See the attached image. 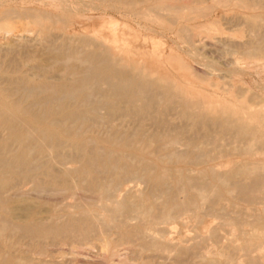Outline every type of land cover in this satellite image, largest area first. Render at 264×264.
Segmentation results:
<instances>
[{
  "label": "bare ground",
  "instance_id": "bare-ground-1",
  "mask_svg": "<svg viewBox=\"0 0 264 264\" xmlns=\"http://www.w3.org/2000/svg\"><path fill=\"white\" fill-rule=\"evenodd\" d=\"M12 1L0 0V34L1 31L10 33V31L20 28L22 31L35 30L36 35L47 36L50 34L49 25L54 20L65 22L68 17L65 15L68 12L67 9L75 8H73L72 4H77L80 7L85 4H82L83 0H70L72 3L70 6L69 2L65 4L64 0H52L51 5L53 8H62L64 10L62 14L57 15L38 13L28 7L17 9L10 5ZM35 1L37 2L38 0ZM40 1V3L45 2V0ZM89 1L91 3L97 1V4H108L119 9V11L122 9L126 14L134 15L145 22L158 25L159 28H157L160 29L162 35L174 34L177 38L176 40L185 44L186 48H188L187 52L193 54L194 50L192 51V48L196 44L195 39L197 38V41H199L201 39L199 35L205 29L202 31L198 30L196 24H190V21L196 19L195 17L199 16L203 11L208 10L210 7L212 8L213 4L221 5L220 3H225L228 0H208L209 4L205 6H200L199 3H202L200 0H195L198 5L182 4L177 0ZM236 3H239L243 9L252 10L256 9V7H260V9L262 7L263 10L264 8V0H236ZM85 6L87 5L85 4ZM218 6L216 7L218 8ZM236 6L238 7V5ZM210 13L212 14V11ZM261 14L259 11L258 14L245 13L240 19L245 24L246 30H244V34L247 35L246 41L240 43L237 40V42L234 41L236 45L238 44V52L241 58L264 60V19L261 17L263 14ZM201 16L203 18L204 15L202 14ZM121 17L124 16L121 15ZM230 17L228 18L232 19ZM111 19L108 21L104 19L105 23L103 25H105L102 28L100 27L98 31L93 30L94 33H91V35L82 36L78 42L79 46L76 47L77 50L75 47L67 45V43H65L66 45L61 43L58 48L53 45L54 49L50 46L52 48L50 49L49 45L53 44L51 43L52 38L51 42L48 43L50 52H44L43 58L39 55L41 58L38 59L35 66L36 71L39 74H43V78L39 81L37 80L38 82L33 81V79L19 71L22 57L35 60L34 54L24 50L17 51L15 47L16 51L9 52L4 58L1 57V59L3 58L2 61L0 59V246L2 247L0 250V264H28L25 258L9 255L7 252V249L19 242L18 240H12L17 237L28 238L33 246L41 247L42 242L47 239L49 241L70 238L86 240L88 236L97 234V238L100 240V248L105 249V251L109 250L111 244L106 239L107 236L104 237L106 228L109 232L110 228L116 231L118 240L126 241L127 244V240L130 242V240L133 241L135 238V240H138L137 246H139L138 249L141 251L148 250L150 255H155V258L160 256L164 257V260L166 258L170 260L171 258L175 264H235L236 261L233 260L235 254L243 256L247 264H257L264 255L263 205L261 207L263 209H261L263 211L262 215L252 214L253 209L251 208V217L247 214L238 215L236 214L237 212L232 210L233 213L235 212V217L231 218L229 215L230 219L227 217L228 220L226 218V221H224L223 218L222 222L219 219L220 224L231 228V230L233 229L237 235L234 236L235 233H232V236H229L231 231L228 228L229 234L227 231H224L225 234L223 232V236L228 234V237L224 236L226 239L218 236L220 234L214 236V239L218 236L224 241L222 242L219 238L215 239V243L219 244L217 250V247L214 250L212 247H208L207 243L206 247L214 251H209L211 254L205 253L208 251L206 249L205 254L202 255L204 249H201L203 246L201 244L202 246L198 250L201 251L199 255L201 254L202 256L200 255V257H198V253L192 255L191 248L196 245L199 246L200 241L205 240L206 234L205 236H200L198 232H195L194 235L190 236H188L189 234H186V236L181 235L183 239L179 237L181 239L171 240L166 236V233H171V227L170 225L164 226L163 223L168 222L176 212L178 213L179 210L184 208L188 209L191 207L196 211V203L198 201L200 204L207 202L214 208L219 205L234 207L236 202L239 203V200L234 202L237 197L242 201L244 200L243 202H247V204L257 199L263 201L264 100L256 103V99L253 100L252 96L251 98L247 97V100L240 98L233 95L234 90L230 86L224 88L228 93L227 98L218 101L208 100L202 95L189 90L188 86H184L179 81L166 75L154 73L142 64L136 65L134 63L136 57L142 58L146 55L153 62L154 60L163 59L159 49V38L156 37L158 40L154 38L157 40V42H154L152 38L149 39L143 35L142 43H145L147 39L150 40L152 49L150 52L140 51L137 46L132 47L129 45V36L131 34L129 36L126 35L125 29L128 25L122 27L123 29L119 31L117 21H113L114 18ZM137 22L139 23V21ZM237 23L239 22L237 21ZM121 24L123 25V23ZM209 28L204 33L205 35H207ZM210 31L212 30H209V33ZM213 33L215 34V32ZM3 34L5 36V33ZM58 35L60 36V33ZM134 35L133 37L137 36V34L136 36ZM73 36L75 35L73 34ZM138 37L136 38L138 39ZM237 39L241 40V38ZM242 39L244 38L242 37ZM131 40L133 39L131 38ZM57 42L59 43V41ZM228 42L227 45L230 43ZM234 42L231 45L229 44V47L233 46ZM17 47L19 46L17 45ZM38 49L40 50V48ZM181 49L183 50V48ZM234 49L236 51V47ZM3 51L5 52V50ZM190 53L188 54L191 56ZM171 58H173V55L170 53L165 58V61L168 62ZM57 64L60 66H57ZM179 66L182 70L186 69L182 62L179 63ZM55 69L60 74L59 78L56 77L58 80L49 81L46 79L49 71ZM229 72L228 75H230ZM100 109L104 110L103 113L100 112ZM147 122L151 123V127L153 126L150 131L145 129ZM101 123L107 125V131L104 134H100L101 132L99 133L96 128L94 129L95 125ZM123 123H130V126L123 128ZM175 146H178V149ZM180 146L182 149L179 148ZM222 156H237L238 159L230 160L226 168L219 169L215 165ZM67 157L75 162V166L67 167L64 165L57 167V163L62 161L60 164L63 165V159ZM170 161L175 163L169 164L168 162ZM136 178L149 184L150 187L148 185L145 186H148L151 192L148 190L149 192L147 194L144 193L146 195L142 196L140 195L142 194L140 192L141 189L140 193L138 190L130 193L125 190L126 195L124 196L125 193H123L121 199L115 196L114 198L111 197L118 189L116 187L117 184L120 185L125 182V179ZM123 179V182H119ZM27 180L34 181L35 186H33L38 190L53 187L66 192H73L82 188L90 191V193L92 192L98 196L99 200L100 197L104 199L100 206L97 205L99 203L96 204L101 207L102 213H95L91 206L80 201L83 204H79L80 202L77 204L76 202L74 207L72 204V208L75 209L76 207L78 214H73L71 213L72 211L69 212L68 210H73L70 207L66 212L64 211L66 216L60 221L49 216L50 220L38 218L35 207H29L22 218H16L13 216L11 204L21 199L13 201L10 192L18 188L21 181L26 183ZM130 181L133 182V180ZM127 189L129 188L127 187ZM130 189L129 191H131ZM136 189H138L137 184ZM179 195H182L180 200L178 199ZM261 200L258 201L261 203ZM256 202L254 203L256 204ZM219 207V212L224 211V209H221L222 207ZM185 209L184 215H186L185 212H190V210ZM200 209H203V211L199 210L202 213L207 211L205 210V204L204 206L200 205ZM248 210L250 212V209ZM254 210L257 212L258 209L254 208ZM218 211L216 210V213ZM220 214L217 213L218 217H220ZM232 214L231 216H233ZM48 215L50 214L48 213ZM62 215L64 216L63 211ZM180 215L177 216L179 217ZM244 215L250 217L248 220L250 229L247 225L249 231L243 227V223L246 224V218H248H245ZM178 217L177 219H181ZM193 217L197 221L196 223L199 221L202 223L201 219L196 217V215ZM129 218H132V220L135 218L137 223L130 224ZM189 218L190 215L186 220L182 218V222L186 221L187 223ZM192 218L190 219L192 220ZM157 222H160V224L163 222L162 225L164 226L161 227L162 225H159L160 228L156 226L155 228L157 229L158 227V231L155 229L152 232L153 227L149 228L150 231L146 228H144L146 230H143L140 227V225H145V227L146 225H158ZM188 224L190 225L188 230L195 226L194 221L192 223L188 222ZM185 227L187 226H184L183 229L186 232L187 228L185 229ZM157 232L160 234H157ZM173 233L175 232L173 231ZM196 234L201 239L197 240L198 235L196 236ZM209 235L211 236L212 234L209 233L207 236L209 237ZM193 236L195 237L194 243H191L192 240L189 241V239H193ZM110 237L112 238V236ZM210 238L212 239V237ZM219 240L221 243H217ZM91 241L93 242L95 239ZM185 241H189L192 247L189 243L186 245L187 242L185 243ZM212 241L214 242L213 239ZM87 244H91V242ZM253 249L258 251L254 250L257 255L256 253L252 255ZM112 250L114 251L115 249L113 248ZM132 250L133 252L137 251V249ZM116 251L113 252L114 254L110 251L111 257H113L112 255L115 256ZM193 251L195 252V250ZM16 253L18 254V252ZM135 253L138 254V252ZM189 254L192 257L196 255L195 257L198 258L194 259L191 257L192 259L190 260L192 261H189ZM110 255L108 254L109 257ZM188 255L187 260L185 257ZM140 256L139 254L138 259H140ZM239 259L241 258L239 257ZM242 260L239 261L242 263Z\"/></svg>",
  "mask_w": 264,
  "mask_h": 264
},
{
  "label": "rangeland",
  "instance_id": "rangeland-1",
  "mask_svg": "<svg viewBox=\"0 0 264 264\" xmlns=\"http://www.w3.org/2000/svg\"><path fill=\"white\" fill-rule=\"evenodd\" d=\"M48 1H50V2H48ZM51 1L52 0H47V2H46V0H45V2L43 3H40L41 1L40 0H38L37 2L35 1V0H17V3H16V0H13L12 2H11V6H13V7H15V8H17V9H20V8H25V7H28V8H30V9H33V10H36L38 13H51V14H57V15H59V14H62L63 13V9L62 8H58V9H56V8H53V6L51 5ZM66 3L65 4H67L68 2V4L71 6V2H70V0H64ZM179 3H185V4H187V5H192V4H197L198 5V2H196L195 0H177ZM191 1V2H190ZM200 1H202V3H199L200 4V6H205V5H208L209 4V2H208V0H200ZM258 1V0H257ZM39 2V3H38ZM90 1L89 0H83L82 1V4L83 3H85L87 6H85V4H83V6L82 7H80V6H78L77 4H72V6H73V8L75 9V10H77L76 12H75V10L74 9H67L68 10V12L67 13H65V15H66V20H65V22L63 23V21L61 22V21H56V20H54L49 26H50V29H49V35H47V36H41V35H36L37 33H36V31L35 30H32V31H22V30H20V28H16L15 30H13V31H10V33L9 32H5V31H1V34H0V54H1V56H0V59H1V57H5V55L6 54H8L9 52H12V51H16L15 50V47H16V49H17V51H20V50H24V51H27V52H30V54H34L35 55V60L34 59H32V58H27V57H22V59L20 60L21 62H20V66H19V71H21L22 73H24L25 75H27L29 78H31V79H33V81H35V82H38L39 80H41L42 78H43V74H39V72H37L36 71V69H35V66H36V63L38 62V59L39 58H43V55L45 54V53H47V52H50L49 50L50 49H52L51 47H53V49H54V46H55V48H58V46H60V44L61 43H67V45H70V46H73V48L75 47V49H76V47H78L79 46V39L80 38H82V36H84V35H86V34H90L91 35V33H94V31H98L99 29H100V27L102 28L104 25H103V23H105L104 22V19H105V21H108V20H110L111 18L113 19V21H117L116 23L119 25V27H117V28H119L118 30L120 31V30H122L123 28L122 27H126L127 25V27H129V28H125L126 29V35H128L129 36V34H131V36H129L130 38H129V45L130 46H132V47H136L137 46V48H139V50L140 51H142V50H144L143 52H150L151 51V49H152V42L150 41V40H146V42L145 43H142V36L144 35L145 37H147V38H152L153 39V41L154 42H157V38H159V40H160V46H159V49H160V51H161V54H162V60H154V62L153 61H151L146 55H145V57L143 56L142 58H139V57H136L134 60V63L137 65V64H142V65H144L145 67H147V68H149V69H151L154 73H157V74H160V75H166L167 77H170L171 79H174V80H176V81H179L181 84H183L184 86H188L190 89L189 90H192V91H194V92H196V93H198V94H200V95H202L204 98H206V99H208V100H213V101H218V100H223V99H225V98H227L228 97V93L224 90V88H228L229 86L230 87H232L233 88V95H236V96H239L240 98H244V99H246L247 100V97L248 98H251V96H252V99L253 100H255L256 99V103L257 102H262V100H264V60H261V59H246V58H241L240 56H239V52H238V47H237V45H236V43L234 42V41H238L239 43L240 42H243V41H246V37H247V35H245L244 34V30H246V27H245V24L243 23V20H242V22L240 21V19H242L241 17L243 16V14H245V13H250V12H252V13H257L258 14V11H259V13L261 14L263 11H264V8H263V10H262V7H261V9H260V7H256V9L254 8V9H252V10H249V9H243L240 5H239V3H236V0H228L227 2H225V3H220L221 5H219V4H213L212 5V8L210 7L208 10H206V11H203V13H201V14H199V16H196L195 18L196 19H192L191 21H190V24L192 23V24H196V26H197V28H198V30H203V29H205V30H203L202 31V34L201 35H199V36H201L200 38V40L199 41H197V38L195 39V43L197 44V46H196V44L194 45V47L192 48V51H193V54H191L190 52H187V50H188V48H186V46H185V44H183V43H181V42H179V41H177L176 39V37H175V35L174 34H172V33H169V34H167L166 36L165 35H162L161 33H160V29H158L159 27H158V25H156V24H154V23H148V22H145L144 20H141V19H139L138 17H135L134 15H130V14H126L125 13V11L123 12V10L122 9H120V11H119V9H116V8H114V7H111L110 5H105L104 3L103 4H97V1H94L95 3H89ZM188 2H190V3H188ZM16 3V4H15ZM19 3V4H18ZM21 3V4H20ZM25 3H26V5H25ZM260 3V2H259ZM95 4V5H94ZM51 5V6H50ZM96 5H98V6H96ZM105 5V7H103ZM218 6V8L216 7V6ZM236 5H238V7L236 6ZM48 6H50V7H48ZM90 6V7H89ZM93 6H95V7H97V8H93ZM101 6V7H100ZM110 8H109V7ZM78 7H80V8H78ZM88 9H86V8ZM108 7V8H107ZM225 7V8H224ZM230 7V8H229ZM85 10H84V9ZM112 8V9H111ZM232 8V9H231ZM236 8H238V9H236ZM90 9V10H89ZM224 9V10H223ZM82 10V11H81ZM113 10V11H112ZM240 10V11H239ZM242 10V11H241ZM45 11V12H44ZM70 11H72V12H70ZM117 12V13H115V12ZM212 11V14L210 13ZM255 11V12H254ZM78 12H80L79 14H78ZM207 12H209V14H207ZM121 13V14H120ZM120 14V15H119ZM204 15L203 16V18H202V16L200 17V15ZM207 14V15H206ZM237 14H238V16H237ZM242 14V15H241ZM263 14V15H262ZM261 15V17L264 19V13H262ZM121 15L122 16H124V17H121ZM129 15V16H128ZM212 15V16H211ZM231 16V17H230ZM233 16V17H232ZM207 17V18H206ZM228 17H230V18H232V19H229ZM235 17V18H234ZM239 17V18H238ZM108 18V19H107ZM110 18V19H109ZM132 18V19H131ZM135 18V19H134ZM210 20H209V19ZM111 19V20H112ZM134 19V20H133ZM200 19H201V21H200ZM204 19V20H203ZM206 19V20H205ZM239 19V20H238ZM68 20H69V22H68ZM139 21V23L137 22V21ZM103 21V22H102ZM125 23H124V22ZM134 21V22H133ZM197 21H199V22H197ZM237 21L240 23H237ZM264 21V20H263ZM195 22V23H194ZM233 22V23H232ZM121 23H123V25L121 24ZM137 23H138V25H139V27H138V25H137ZM148 23V24H147ZM68 24V25H67ZM102 25V26H101ZM117 25V26H118ZM141 25V26H140ZM144 25V26H143ZM150 25H151V27H150ZM153 25V26H152ZM209 25V27H207ZM221 25V26H220ZM234 25V26H233ZM65 28H63V27ZM131 26V27H130ZM218 26H219V28H218ZM68 27V28H67ZM121 27V28H120ZM142 27V28H141ZM146 27V28H145ZM148 27L150 28L149 30H148ZM158 27V28H157ZM216 27V28H215ZM61 28V29H60ZM155 30H153V29ZM207 28H209V30H212L213 32H215V34L212 32V31H210V33H209V30L207 31L208 33H207V35H205L204 33H206V30H207ZM132 29H133V31H132ZM87 30V31H86ZM94 30V31H93ZM135 30V31H134ZM216 30V31H215ZM218 30H220V31H218ZM18 31V32H17ZM61 31H62V34H61ZM69 33H68V32ZM17 32V33H16ZM22 32V33H21ZM67 34H66V33ZM89 32V33H88ZM129 32V33H128ZM159 32V33H158ZM3 33H5V36H4V34ZM6 33H8V34H6ZM19 33V34H18ZM36 33V34H35ZM60 33V36L58 35V34ZM78 33V34H77ZM134 33H135V35H134ZM218 33V34H217ZM54 34V35H53ZM65 34V35H64ZM73 34L75 35V36H73ZM136 34H137V36H139L138 37V39L136 38L137 36H136ZM141 34V35H140ZM211 34V35H210ZM52 35V36H51ZM59 36V37H57V36ZM67 35H69V36H67ZM133 35L134 36H136V37H133ZM212 35H213V37H212ZM242 35H244V36H242ZM4 36V37H3ZM37 36V37H36ZM164 36V37H163ZM209 36H211V38H209ZM244 38V39H242V37ZM51 37V38H50ZM75 37V38H74ZM77 37V38H76ZM157 37V38H156ZM215 37V38H214ZM53 38V39H52ZM62 38V39H61ZM65 38V39H64ZM68 40H67V39ZM131 38L133 39V40H131ZM157 39V40H155V39ZM237 38H241V40L240 39H237ZM16 39V40H15ZM49 39V40H48ZM51 39H52V42H51ZM61 39V40H60ZM71 39H72V41H71ZM175 39V40H174ZM199 39V38H198ZM42 40V41H41ZM45 40V41H44ZM59 41V43L57 42V41ZM68 42H67V41ZM74 40V41H73ZM174 40V41H173ZM227 40V41H226ZM16 41V42H15ZM27 43H26V42ZM44 41V42H43ZM48 41V42H47ZM66 41V42H65ZM71 41V43H69ZM76 41V42H75ZM175 41H176V43H175ZM226 41V42H225ZM230 43H229V42ZM236 41V42H237ZM42 42V43H41ZM49 42H51V43H53L52 45H49L48 43ZM55 42V43H54ZM75 42V43H74ZM198 42V43H197ZM200 42V43H199ZM227 42L231 45L232 44V42H234L235 44L233 45V46H230L229 47V44L227 45ZM17 43V44H16ZM45 43V44H44ZM50 43V44H51ZM151 43V44H150ZM162 43V44H161ZM20 44V45H19ZM25 44H26V46H25ZM59 44V45H58ZM75 44V45H74ZM176 44H178L177 46H176ZM17 45L19 46V47H17ZM45 45H47L46 46V49H45ZM48 45H49V48H48ZM54 45V46H53ZM66 45V44H65ZM3 46V47H2ZM25 48H24V47ZM41 46V47H40ZM43 46V47H42ZM51 46V47H50ZM170 46V47H169ZM175 46V47H174ZM219 46V47H218ZM228 46V47H227ZM2 47V48H1ZM22 47V48H21ZM145 47V48H144ZM147 47V48H146ZM196 47H198V48H196ZM233 47V48H232ZM236 47V51H234L235 48ZM4 48H6V49H4ZM35 48V49H34ZM38 48H40V50H42L41 52H40V50L38 49ZM143 48V49H142ZM181 48H183V50L181 49ZM230 48H232V49H230ZM5 50V52L3 51V50ZM8 49V50H7ZM26 49V50H25ZM134 49V48H133ZM229 51H228V50ZM35 50H36V52H35ZM38 50V51H37ZM77 50V49H76ZM185 50H186V52H185ZM232 50V51H231ZM3 51V52H2ZM7 51V52H6ZM47 51V52H46ZM43 52V53H42ZM45 52V53H44ZM234 52V53H233ZM238 52V53H237ZM40 53V54H39ZM42 53V54H41ZM172 54L173 55V58H171L168 62L167 61H165V58L169 55V54ZM188 53H190L191 54V56L188 54ZM227 53V54H226ZM194 54H196V55H194ZM231 54V55H230ZM41 57H40V56ZM192 55H194V56H192ZM232 55H234V56H232ZM236 55V56H235ZM39 56V57H38ZM175 57V58H174ZM234 59H233V58ZM236 57H237V59H236ZM3 58L1 59V61L3 60ZM148 58V59H147ZM29 60V61H27V60ZM236 59V60H235ZM239 59V60H238ZM243 59V60H242ZM23 60H24V62H23ZM234 62H233V61ZM238 60V61H237ZM240 60H242V61H240ZM31 61V62H30ZM208 61V62H207ZM255 61V62H254ZM35 62V63H34ZM180 62H182L184 65H185V67H186V69L184 70H182V69H180V66H179V63ZM248 62V63H247ZM234 63H236V64H234ZM243 63H245L244 65H242ZM249 63H251V64H249ZM23 64V65H22ZM28 66H27V65ZM32 64H34V65H32ZM209 64V65H208ZM211 64H212V66H211ZM240 66H239V65ZM233 65V66H232ZM57 66H60L59 64H57ZM208 66H210V67H208ZM23 67V68H22ZM30 67H31V69H30ZM22 68V69H21ZM29 68V69H28ZM210 68V69H209ZM236 68V69H235ZM240 68V69H239ZM242 68V69H241ZM35 69V70H34ZM228 69V70H227ZM23 70V71H22ZM227 70V71H226ZM229 70H231V72H229ZM18 71V72H19ZM31 71V72H30ZM34 71V72H33ZM36 71V72H35ZM234 71V72H233ZM27 72V73H26ZM228 72L230 73V75H228ZM31 73V74H30ZM37 73V74H36ZM57 73V74H56ZM224 73V74H223ZM47 74V73H46ZM50 74V75H49ZM56 76H55V75ZM18 75V74H17ZM220 75V76H219ZM223 75H224V77H223ZM229 77H228V76ZM35 76V77H34ZM48 76V77H47ZM47 76H46V79H48L49 81L50 80H52V81H57L58 79L57 78H59V76H60V74H59V71L58 70H50L49 71V73L47 74ZM55 76V77H54ZM57 77V78H56ZM55 78V79H54ZM38 80V81H37ZM224 82V83H223ZM226 82H228V83H226ZM229 83H230V85H229ZM240 87H241V89H240ZM237 88V89H236ZM236 90V91H235ZM241 93H240V92ZM240 93V94H239ZM251 94V95H250ZM253 94V95H252ZM248 95H250V96H248ZM254 97H256V98H254ZM257 97H259V98H257ZM251 99V101L253 102V103H255L253 100ZM260 99V100H259ZM258 100V101H257ZM249 103H251L250 101H249ZM252 104V103H251ZM102 110V111H101ZM103 109H100V112H102L103 113ZM127 124V125H126ZM101 125V126H100ZM122 125H124L123 126V128H127V126L129 127L130 126V123H123ZM98 126V127H97ZM100 126V127H99ZM103 127V128H102ZM105 127V128H104ZM149 127V128H148ZM96 128V130L100 133V134H104V133H106V131H107V125H105L104 123H101V124H97V125H95V127H94V129ZM122 128V127H121ZM153 129V126L151 127V123H149V122H147V124H145V129L146 130H148V131H150V130H152ZM103 131H102V130ZM103 132V133H102ZM177 145V144H176ZM180 145V144H179ZM178 145V146H179ZM178 146H175L176 147V149H178L177 147ZM175 147H173L174 149H175ZM180 149H182V147L180 146L179 147ZM69 157H67V158H65V159H63V165L62 164H60V163H62V161L60 162V163H57V167H60V166H69V167H73V166H75V162L72 160V159H68ZM234 159H238V157L237 156H230V157H226V156H222V157H220V159L218 160V162H216V165H215V167H217V168H219V169H224V168H226V166L228 165V163H229V161L230 160H234ZM68 160V161H67ZM71 160V161H70ZM68 163H67V162ZM66 162V163H65ZM169 164H171V163H175L174 161L172 162V161H170V162H168ZM222 163V164H221ZM67 164V165H66ZM219 166V167H218ZM192 167V166H191ZM106 177V176H105ZM107 178H108V176H107ZM130 180H133V182L132 181H130ZM137 178L136 179H125V182H123L124 181V179L123 180H120L119 182H123V183H121L120 185L119 184H117L116 185V187H118V189H116V192H114V194H113V196H111V197H113L114 198V196L116 197V198H119V199H121V197H123V193H125L126 191L125 190H127V193H130V192H133V191H137L138 190V192L140 191V189H141V193L142 194H140V195H142V196H144V195H146L149 191H150V189H148L150 186H149V184H147L146 182V184L144 183V182H142L143 180H141V179H139V180H141V181H139L138 180V182H137ZM30 180H27L26 181V183H25V181H21L20 183H19V185H18V188H16V189H14V190H12V191H14L13 193H12V191L10 192V194H11V197L13 198V201H16L17 199L18 200H20V201H17V202H13L11 205V207H12V213L14 214L13 216L14 217H16V218H22L23 216H24V214H25V212H26V210L29 208V207H35L36 208V216L38 217V218H41V219H43V220H50V218H52V219H57V220H62V219H64L65 218V216H66V214H65V212L68 210V209H70V207L72 208V204H73V207L75 206V204H76V202H77V204L81 201V202H85L84 204H88L89 206H91L92 208V210L95 212V213H99V214H101L102 213V210H101V207H98L97 205H101L103 202L102 201H104V199H101V197H100V200H99V198H98V196H96L95 194H93L92 192L90 193V191H87V190H84L83 188L82 189H76V190H74L73 192L72 191H64V190H62V189H58V188H47V189H44V190H38L36 187H34L35 185H34V181L33 182H29ZM75 181H77V180H75ZM134 181H136V182H134ZM32 183V184H31ZM132 183V184H131ZM135 183V184H134ZM142 183H144V184H142ZM136 184H137V188L138 189H136ZM32 185V186H31ZM34 185V186H33ZM145 185H148L147 187L145 186ZM120 186V187H119ZM179 186H181V185H179ZM31 187H33V188H31ZM127 187L130 189V187H131V191H129V189H127ZM145 187V188H144ZM144 188V189H143ZM37 191H36V190ZM56 190V191H54V190ZM53 190V191H52ZM118 190V191H117ZM146 190V191H145ZM149 190V191H148ZM18 191V192H17ZM39 191H42V192H40L39 193ZM44 191H46V192H44ZM80 191V192H79ZM87 191V192H86ZM125 191V192H124ZM23 194H21V193ZM37 192V193H36ZM118 192V193H117ZM139 192V193H140ZM151 192V191H150ZM69 193H72V194H69ZM73 193H75L76 194V196H74L73 197V195H75V194H73ZM120 193H122V194H120ZM144 193H146V194H144ZM14 194V195H13ZM138 194V193H137ZM70 195V196H69ZM126 195V193L124 194V196ZM139 195V194H138ZM24 196V197H23ZM118 196V197H117ZM120 196V197H119ZM180 196H182V195H179L178 196V199L180 200V199H182V197H180ZM19 197V198H18ZM15 199V200H14ZM37 199V200H36ZM74 199V200H73ZM237 199V200H236ZM235 199V201L234 202H236V201H238L239 203H240V206H239V203H235L237 206H238V208L240 209L241 208V210H239L238 208H237V206L235 207H232V206H229V205H226V206H220V207H222L221 209H224V211L222 210L221 212H219L218 211V207L217 206H215V208L214 207H212V205L211 204H209V203H207V202H204V203H201L200 204V202L198 201H196L197 203H196V205L198 206H196V211L195 210H193V208H184L185 210H190V212H185V214L187 215V217H186V215H184L183 213H184V209H182V210H179L178 211V213L176 212V214L177 215H180L179 217L176 215V214H174L173 215V217H171L169 220H168V222H166L165 224L163 223V225L164 226H168V225H170V227H171V233L169 232L168 234L166 233V236L168 237V238H170L171 240L173 239V240H179V239H181L182 238V236L181 235H185L186 236V234L188 235V236H190V235H194V233L195 232H198L199 234H200V236L201 235H204L205 236V234H206V238H205V240H202V241H200L201 243H200V245L199 246H193V248H191L192 250H191V254L192 255H194L195 253H198L197 255H199V253H201V251H198V250H200V248L199 247H201L202 245V248L201 249H204L203 250V252H202V255L203 254H205V253H207L208 252V254L210 253L211 254V252H209V251H212V252H214L213 250L215 249V247H217L216 248V250L219 248L218 246H219V244H216L215 243V241L219 238L220 240H222V239H226L225 237H228L227 235L229 234V232H230V234H229V236H232V233L234 234L235 233V235L234 236H236L237 234H236V232H234V230L232 229L231 230V228H229V227H227V226H223L222 224H220L222 221H223V218H224V221H226L225 219L228 217L229 218V215H230V217L231 218H233V217H235L234 216V213L235 212H237L236 214H238V215H240V214H247V215H250V217H251V210L253 209L254 210V208H256V209H258L257 210V212H256V210H252V214H255V215H264V213H262L264 210V199H263V201L261 200V199H257V200H255L254 202H256V204L254 203V202H252V203H250V204H247V202L245 203V202H243L241 199H239L238 197ZM32 200V201H31ZM41 200V201H40ZM258 200H261V203H260V201H258ZM28 201V202H27ZM100 201V202H99ZM44 202V203H43ZM63 202V203H62ZM79 203V204H83V203ZM102 202V203H101ZM258 202H259V204H258ZM15 203H16V205H15ZM24 203V204H23ZM59 203H61V204H59ZM75 203V204H74ZM92 203V204H91ZM97 203H99V204H97ZM241 203H242V206H241ZM263 203V204H262ZM47 204V205H46ZM48 204H50V205H48ZM58 204V205H57ZM91 204V205H90ZM95 204V205H94ZM97 204V205H96ZM201 206H204V204H205V207H206V209L205 210H207V211H204L203 213L201 212V211H203V209H200V205ZM203 204V205H202ZM247 204V205H246ZM21 205V206H20ZM71 205V206H70ZM209 205V206H208ZM244 205H246V206H244ZM251 205H254V206H251ZM262 205H263V207H262ZM39 206V207H38ZM41 206V207H40ZM52 206V207H51ZM59 206V207H58ZM259 206H260V208H259ZM57 207V208H56ZM61 207H63V208H61ZM67 207V208H66ZM94 207V208H93ZM208 207V208H207ZM219 207V208H220ZM246 207H247V209H246ZM249 207V208H248ZM254 207V208H253ZM263 209H262V208ZM20 208V209H19ZM55 208H56V210H55ZM99 208H100V210H99ZM202 208V207H201ZM235 210H234V209ZM237 208V209H236ZM243 208H245V209H243ZM252 208V209H251ZM50 209H51V211H50ZM62 209V210H61ZM64 209V210H63ZM73 209V208H72ZM96 209V210H95ZM208 209H210L209 210V212H208ZM226 209V210H225ZM231 209V210H230ZM248 209H250V212H249V210ZM261 209L263 210V211H261ZM56 212V215H55V212ZM61 210V211H60ZM75 210V211H74ZM197 210H198V212H197ZM199 210H201V211H199ZM213 210V211H212ZM216 210L218 211L217 213L218 214H220L219 216L220 217H218V215H217V213H216ZM232 210L233 211H235L234 213L232 212ZM242 210H244V211H242ZM249 212V214H248V212ZM40 211V212H39ZM50 211V212H49ZM62 211H63V214H64V216L62 215ZM65 211V212H64ZM69 212L70 211H72L71 213H73V214H78V212H77V209H76V207H75V209H73V210H68ZM97 211V212H96ZM99 211V212H98ZM101 211V212H100ZM192 211H193V213H192ZM196 212V214H195V212ZM238 211H240V212H238ZM260 213H259V212ZM39 212V213H38ZM53 212H54V214H53ZM59 212V213H58ZM75 212V213H74ZM200 212V213H199ZM226 213V212H228V213H226V214H224V213ZM247 212V213H246ZM254 212V213H253ZM48 213L50 214V215H48ZM187 213H189V214H187ZM197 213H198V216H197ZM201 213H202V215H201ZM211 213H213V214H211ZM233 213V214H232ZM256 213H259V214H256ZM262 213V214H261ZM58 214H59V217H58ZM192 214V215H191ZM196 215V217H198L199 219H201V221H202V223L199 221L198 223H196L197 221H195V218L193 217L194 215ZM204 214H206V215H204ZM216 214V215H215ZM224 214V215H223ZM231 214L233 215V216H231ZM235 214V215H236ZM55 215V216H54ZM189 215H190V218H192V220L189 218V221L187 220V223L188 222H190V223H192V221H194V225L195 226H193V225H191V226H193L192 227V229H190L191 230V234H190V230H188L189 229V227H190V225L188 224L187 225V223H186V221H184V222H182L183 221V219L182 218H184V220H186V219H188V217H189ZM200 215H201V217H200ZM226 215V216H225ZM42 216V217H41ZM48 216L50 217V218H48ZM174 216H177L178 218H181V219H177V217H174ZM192 216V217H191ZM203 216V217H202ZM215 216V217H214ZM217 216V217H216ZM223 216V217H222ZM245 216V218L246 217H248V218H246L247 219V223L245 224V223H243L244 225H243V227L246 229H248V227H247V225H248V223H249V216H246V215H244ZM56 217V218H55ZM63 217V218H62ZM252 217H253V215H252ZM60 218V219H59ZM228 218H227V220H228ZM174 219V220H173ZM194 219V220H193ZM220 219V221L221 222H219L218 220ZM230 219V218H229ZM252 219V218H251ZM250 219V220H251ZM129 220H130V224H135V223H137L136 222V220H135V218H133V220H132V218L130 219L129 218ZM128 220V221H129ZM135 220V221H134ZM175 222H173V221ZM131 221H132V223H131ZM159 221V220H158ZM181 221V222H180ZM205 221V222H204ZM219 223H218V222ZM162 223L160 224V222H157V224L158 225H154V226H149V225H146V227H145V225H140V227H141V229H143V230H149V228L150 227H153V231L152 232H154L155 231V227L156 226H158L159 227V225L161 226L162 225ZM173 224V225H172ZM199 224H201V225H199ZM215 224H217V225H215ZM221 226H220V225ZM161 226V227H164V226ZM172 225V226H171ZM199 225V226H198ZM149 226V227H148ZM184 226H187V227H185V229H186V232H185V230L183 229L184 228ZM189 226V227H188ZM215 226V227H214ZM216 226H217V229H216ZM249 226V229H250V225H248ZM148 227V228H147ZM158 227H157V231L159 230L158 229ZM173 227V228H172ZM201 227V228H200ZM222 227H223V229H227V230H223L222 229ZM144 228H146V229H144ZM160 228V227H159ZM196 228V230H194ZM213 228H215V229H213ZM221 229V231H220V229ZM228 228H229V232H228ZM151 229V228H150ZM213 229V230H212ZM249 229H248V231H249ZM176 230H177V232H176ZM216 230V231H215ZM107 231V232H106ZM150 231V230H149ZM173 231L175 232V233H173ZM188 231V232H187ZM208 231V232H207ZM217 232V233H215V232ZM226 232L227 231V233L228 234H226V235H224L223 236V232ZM116 233V231H113V229H111L110 228V232H109V230L106 228V230H105V235H104V237H106V239H108V241L110 242V247H109V250H106V251H108V252H106L105 251V249H102V248H100L101 246L99 245V243H100V240H99V238H97V234L94 236L93 234L92 235H90V236H88L87 238H86V240H87V242H86V240L84 239H79V238H73V239H75V240H73L72 238H70V239H60V240H56V241H49L48 239L45 241H43L42 242V246L41 247H35V246H33L29 241V239L28 238H25V237H17V238H13L12 240H18L19 242L17 243V244H15V246H12L10 249H7V252H8V254L9 255H13V256H16V257H23V258H25L26 260H27V263L28 264H113L114 262H116L115 264H118V263H120V262H122L123 264H163V262H164V264L166 263V264H175V263H173L174 261L170 258V260H171V262H170V260H169V258H168V260H167V258H166V260H167V262H166V260H164L165 258L164 257H156L155 258V255L153 256V255H150V251H148V250H140V249H138L139 248V246H137V244H138V240L136 239L135 240V238H134V240L133 241H131L130 240V242H128L129 240H127V244H126V241H121V240H118V236H117V233ZM160 232V231H159ZM159 232H157V234H160ZM193 232V233H192ZM214 232V233H213ZM222 233V235H221V233ZM225 232H224V234H225ZM156 233V232H155ZM179 233V234H178ZM209 233H211L212 235L210 236L209 235V237L207 236ZM107 234V235H106ZM114 234H115V236H114ZM169 234L171 235L170 237H169ZM178 234V235H177ZM218 234H220V235H218ZM198 234H196V236H197ZM216 235H218V236H220V237H218L217 236V238L215 237V239L213 238L214 236H216ZM92 236V237H91ZM109 236V237H108ZM110 236H112V238L110 237ZM199 235L197 236L198 237V239H197V237H196V239L197 240H199V239H201V237H200ZM95 237V238H94ZM179 237H181V238H179ZM184 237V236H183ZM194 237V236H193ZM192 237V238H193ZM203 237H202V239H203ZM208 237V238H207ZM210 237H212V239L214 240V242L212 241V239L210 238ZM24 239V240H23ZM26 239V240H25ZM77 239V240H76ZM95 239V241H91V240H94ZM109 239H111V240H109ZM183 239V238H182ZM195 239V237L193 238V239H189V241H191V243H194V240ZM211 239V241H209ZM65 240V241H64ZM89 240V241H88ZM219 240V242H217V243H221V241ZM59 241V242H58ZM81 241V242H80ZM83 241V242H82ZM99 241V242H98ZM122 242V243H119V242ZM189 241H185V243L187 242V244L186 245H188V243H189ZM196 241V240H195ZM224 240H222V242H223ZM22 242V243H21ZM50 242H51V244H50ZM55 242H57V243H55ZM86 242V243H85ZM91 242V244H93V245H91V244H87V243H90ZM97 242V243H96ZM115 242H116V245H115ZM118 242V243H117ZM215 243V244H213V243ZM20 243V244H19ZM45 243V244H44ZM79 245H78V244ZM129 243H130V245H129ZM132 243V244H131ZM191 243H189V245L191 244ZM208 243V247H212V249H210V248H208V247H206V244ZM214 245V248H213V245ZM84 244V245H83ZM135 244V245H134ZM202 244V245H201ZM16 245H18V246H16ZM21 245V246H20ZM25 245V246H24ZM60 245H62V246H60ZM91 245V246H90ZM120 247H119V246ZM135 247H134V246ZM216 245V246H215ZM20 246V247H19ZM88 246V247H87ZM95 246V247H94ZM113 246V248L115 249V250H117L116 251V253H115V256L114 255H112L113 257H111V252L113 253L114 251L111 249V247ZM116 246V247H115ZM125 246V247H124ZM191 246V245H190ZM122 247V248H121ZM192 247V246H191ZM204 247V248H203ZM30 248V249H29ZM31 248H33L32 250H31ZM81 248V249H80ZM2 249V247L0 246V250ZM18 249H19V251H18ZM23 249V250H22ZM40 249V250H39ZM132 249H134V250H136L137 249V251H134L133 252V250ZM197 249V250H196ZM206 249L208 250V251H206ZM210 249V250H209ZM17 250V251H16ZM103 250V251H102ZM188 250H190V249H188ZM193 250H195V252L193 251ZM255 249H253L252 250V255H255V253H256V255H257V250H255V251H257V252H255L254 251ZM23 253H22V252ZM111 251V252H110ZM206 251V252H205ZM254 251V252H253ZM16 252H18V254L16 253ZM134 254H133V253ZM135 252H138V254H136ZM144 252V253H143ZM169 252H171V253H173L172 251H169ZM194 252V253H193ZM205 252V253H204ZM94 253V254H93ZM105 253H108L109 255H110V257L108 256V254H105ZM132 253V254H131ZM142 253V254H141ZM20 254H22V255H20ZM114 254V253H113ZM135 254H136V256H135ZM139 254L141 255L140 256V259H138L139 257ZM147 255V257H146V255ZM18 255V256H17ZM81 255V256H80ZM138 255V256H137ZM172 255V254H171ZM190 255V254H189ZM189 255L187 256V257H185L186 259L189 257ZM201 255V254H200ZM200 255L198 256V257H200ZM201 255V256H202ZM127 256V257H126ZM156 256H158V255H156ZM196 256V255H195ZM192 257L191 255H190V257H189V261H192V260H190V259H192V258H198V257ZM105 257V258H104ZM133 257V258H132ZM144 257V258H143ZM171 257V256H170ZM192 257V258H191ZM239 257L241 258V259H239ZM120 258V259H119ZM185 258H183V259H185ZM235 258V259H234ZM110 259V260H109ZM113 259V260H112ZM126 259V260H125ZM145 261H144V260ZM150 259H153V260H150ZM161 259H163V260H161ZM186 259L184 260V261H186ZM238 259V260H237ZM243 259V256H241V255H237V254H235L234 256H233V260H235V261H233V262H235V264H238V263H241V261H239V260H242ZM259 259V258H258ZM264 255L259 259L260 261H258V263L260 262V264H264ZM102 260V261H101ZM105 260H106V262H105ZM113 262H112V261ZM123 260H124V262H123ZM143 260V261H142ZM188 260V259H187ZM261 260H263V261H261ZM38 261V262H37ZM139 261V262H138ZM147 261H149V263H147ZM237 261H239V262H237ZM243 262L241 263V264H244V263H246L245 261H244V259L242 260ZM126 262V263H125ZM143 262V263H142ZM145 262V263H144ZM169 262V263H168ZM187 262V261H186ZM122 263H120V264H122ZM257 263V264H258ZM234 264V263H233ZM247 264V263H246Z\"/></svg>",
  "mask_w": 264,
  "mask_h": 264
}]
</instances>
